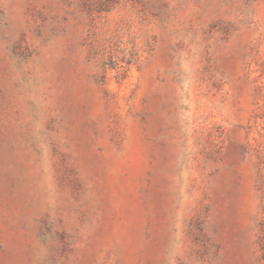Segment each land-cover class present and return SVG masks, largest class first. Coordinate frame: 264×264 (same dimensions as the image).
Instances as JSON below:
<instances>
[{"label":"rangeland","instance_id":"1","mask_svg":"<svg viewBox=\"0 0 264 264\" xmlns=\"http://www.w3.org/2000/svg\"><path fill=\"white\" fill-rule=\"evenodd\" d=\"M0 264H264V0H0Z\"/></svg>","mask_w":264,"mask_h":264}]
</instances>
